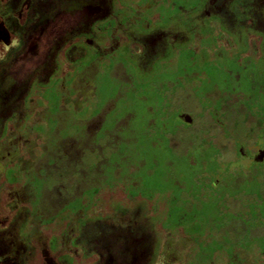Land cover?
<instances>
[{"label":"rangeland","instance_id":"rangeland-1","mask_svg":"<svg viewBox=\"0 0 264 264\" xmlns=\"http://www.w3.org/2000/svg\"><path fill=\"white\" fill-rule=\"evenodd\" d=\"M36 8L35 26L74 18L34 74L0 71V135L7 109L41 110L31 161L5 163L0 184L31 195L0 259L24 261L35 222L56 264H264V0Z\"/></svg>","mask_w":264,"mask_h":264},{"label":"flooded vegetation","instance_id":"flooded-vegetation-1","mask_svg":"<svg viewBox=\"0 0 264 264\" xmlns=\"http://www.w3.org/2000/svg\"><path fill=\"white\" fill-rule=\"evenodd\" d=\"M30 4L31 0H0V57H2L0 59V71L9 60L8 57L12 58V61L2 71L1 76L3 77H6L17 63L23 64L30 76L35 73L34 71H38L39 65L38 62L34 61L35 57L42 55L40 62L44 64L50 54V39L73 21L74 16L72 14H58L52 20H49L48 23L35 26L33 22L37 17H34V15L39 10L36 8V10L31 11ZM206 14L208 15L209 13L207 12ZM202 21L203 19L199 20V22ZM13 27L14 29H12ZM24 29L26 31V39L24 44L21 45L19 31ZM13 40L17 41L16 45H13ZM14 87L12 85L8 89V95L0 98L2 104H10L9 97H11ZM28 98L33 104L34 102L36 103L37 96L34 93H29ZM40 112V108L35 106L23 115L16 112L15 109H7V114L4 117V134L0 135V183L3 181L2 174L7 161H31V155L34 153L31 147L36 143L35 141L40 139L30 129L38 120L36 118H39ZM30 195L31 191H25L23 187L0 184L1 228L8 225L19 204L28 205ZM26 220L27 218H25L23 225H25ZM26 235L28 237V247L20 250L19 253V256L20 254L23 256L24 261H20L13 254H8L0 259V264H56L50 253V244L53 238L47 228H40L39 225H35V222H31L30 229ZM23 237L25 235L22 236L21 234V242ZM68 241V238H64L65 243ZM80 258H78V261L83 262L82 258Z\"/></svg>","mask_w":264,"mask_h":264},{"label":"water","instance_id":"water-1","mask_svg":"<svg viewBox=\"0 0 264 264\" xmlns=\"http://www.w3.org/2000/svg\"><path fill=\"white\" fill-rule=\"evenodd\" d=\"M183 117L185 118L186 121L190 122L191 121V117L187 114H184ZM256 160H262L264 157V148L263 149H259L258 153L256 154Z\"/></svg>","mask_w":264,"mask_h":264},{"label":"clouds","instance_id":"clouds-1","mask_svg":"<svg viewBox=\"0 0 264 264\" xmlns=\"http://www.w3.org/2000/svg\"><path fill=\"white\" fill-rule=\"evenodd\" d=\"M13 45H16L17 44V41L16 40H13ZM0 59H2V57H0Z\"/></svg>","mask_w":264,"mask_h":264}]
</instances>
